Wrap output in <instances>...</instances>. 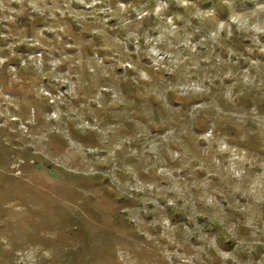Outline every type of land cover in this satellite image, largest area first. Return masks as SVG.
Listing matches in <instances>:
<instances>
[{
  "label": "rangeland",
  "instance_id": "obj_1",
  "mask_svg": "<svg viewBox=\"0 0 264 264\" xmlns=\"http://www.w3.org/2000/svg\"><path fill=\"white\" fill-rule=\"evenodd\" d=\"M264 0H0V264H264Z\"/></svg>",
  "mask_w": 264,
  "mask_h": 264
},
{
  "label": "clouds",
  "instance_id": "obj_2",
  "mask_svg": "<svg viewBox=\"0 0 264 264\" xmlns=\"http://www.w3.org/2000/svg\"><path fill=\"white\" fill-rule=\"evenodd\" d=\"M262 6H264V5H262Z\"/></svg>",
  "mask_w": 264,
  "mask_h": 264
}]
</instances>
